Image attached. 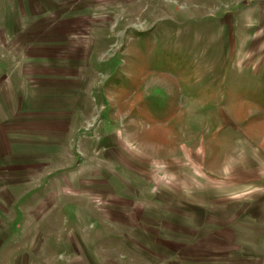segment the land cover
<instances>
[{"label":"rangeland","instance_id":"rangeland-1","mask_svg":"<svg viewBox=\"0 0 264 264\" xmlns=\"http://www.w3.org/2000/svg\"><path fill=\"white\" fill-rule=\"evenodd\" d=\"M0 264H264V0H0Z\"/></svg>","mask_w":264,"mask_h":264}]
</instances>
